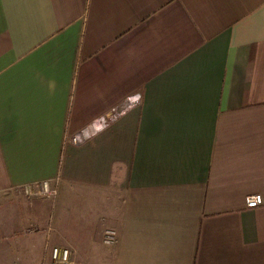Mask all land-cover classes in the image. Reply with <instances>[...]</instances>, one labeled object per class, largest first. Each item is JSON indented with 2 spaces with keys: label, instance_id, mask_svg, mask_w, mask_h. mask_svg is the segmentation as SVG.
Masks as SVG:
<instances>
[{
  "label": "crops",
  "instance_id": "1",
  "mask_svg": "<svg viewBox=\"0 0 264 264\" xmlns=\"http://www.w3.org/2000/svg\"><path fill=\"white\" fill-rule=\"evenodd\" d=\"M44 181L79 261L264 264V0H0V193Z\"/></svg>",
  "mask_w": 264,
  "mask_h": 264
},
{
  "label": "rangeland",
  "instance_id": "2",
  "mask_svg": "<svg viewBox=\"0 0 264 264\" xmlns=\"http://www.w3.org/2000/svg\"><path fill=\"white\" fill-rule=\"evenodd\" d=\"M51 188L56 189L55 194L49 195L42 192L41 184H37L36 186L32 185L31 187H20L11 190L9 189L8 191L0 193V264L48 263V253L53 245H49L48 243L45 245V239L41 237L39 232L43 229L42 225L48 222L49 217L47 218V207L50 209L56 197L58 196L57 187H53L51 185ZM100 200L101 199H98L99 203L96 201V204L106 207V205H102ZM119 200L120 199H117V205H115L114 215L116 219L120 214ZM74 203L84 210L81 216L84 217L90 213L87 212V201L85 202L83 199H79L77 202L74 201ZM69 218L71 221L72 217L70 214ZM111 229H114L117 233L115 228ZM105 244L108 246L114 245L107 243ZM39 246L41 248L42 246L47 247L44 258L40 256V258L36 260L30 258L26 259V256L23 255V252L27 249V247L29 250L32 247ZM84 246H90L89 248H91V250H95L96 252L95 257H93L92 254L90 255V264H108L110 255L107 254L104 259L102 258L100 260L99 251L97 250L96 245L90 244ZM29 252L30 251L26 252V255L29 254ZM73 258L75 260L74 264H87V261H79V259L74 256V252Z\"/></svg>",
  "mask_w": 264,
  "mask_h": 264
},
{
  "label": "built area",
  "instance_id": "3",
  "mask_svg": "<svg viewBox=\"0 0 264 264\" xmlns=\"http://www.w3.org/2000/svg\"><path fill=\"white\" fill-rule=\"evenodd\" d=\"M141 100L140 95H133L128 96L125 101L120 106L114 107L110 112L109 116H116L123 113L128 108L137 105ZM98 121H95L89 124L87 127L81 129L80 131L70 134L68 136L69 140L73 143H81L84 142L87 138H89L94 131L96 130L97 126L95 125ZM42 186V192L47 193L49 195L55 194L56 189L51 188V185L48 181H44L40 183ZM31 187V186H29ZM263 203V196L262 194H254L248 195L246 197V204L248 207H257ZM117 241V233L114 229H106L104 234V242L107 244H115ZM75 260L73 258L72 250L67 246L62 245H53L50 248L48 253V263L47 264H74Z\"/></svg>",
  "mask_w": 264,
  "mask_h": 264
}]
</instances>
